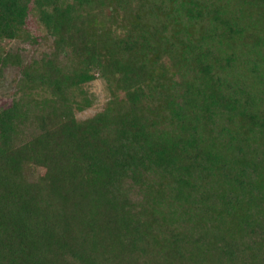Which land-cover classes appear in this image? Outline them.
<instances>
[{"label":"trees","instance_id":"trees-1","mask_svg":"<svg viewBox=\"0 0 264 264\" xmlns=\"http://www.w3.org/2000/svg\"><path fill=\"white\" fill-rule=\"evenodd\" d=\"M9 66L0 264H264V0H0Z\"/></svg>","mask_w":264,"mask_h":264},{"label":"rangeland","instance_id":"rangeland-1","mask_svg":"<svg viewBox=\"0 0 264 264\" xmlns=\"http://www.w3.org/2000/svg\"><path fill=\"white\" fill-rule=\"evenodd\" d=\"M26 30L30 31L34 36H37L38 39L40 38L39 42H37L35 45H30L29 42L23 41L24 36L27 33ZM26 30H24L23 33H20L18 38L11 41L10 43V49L13 50V52H18L24 62H27L36 55H40L41 52L47 50L48 47H51V41L45 38V34L41 32L36 21L30 17L27 19ZM39 44L44 47L41 48ZM19 78V71L15 67L9 66V68L3 70V75L1 77L2 81L0 82V108L5 105H9L10 100L15 92L18 93L22 90L23 92L21 95L19 94V97L27 99V101H40L43 98L49 97V90L46 88L45 90L39 87H30L28 89L26 86H23V88L18 90V87L16 88V86L18 85ZM114 89V83L100 78L87 84L85 86V90L92 100V106L85 109L84 111L76 112L77 119H85L102 110L106 100L110 96V92H112Z\"/></svg>","mask_w":264,"mask_h":264}]
</instances>
